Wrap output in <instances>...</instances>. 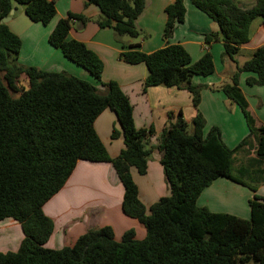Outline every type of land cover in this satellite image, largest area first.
I'll return each instance as SVG.
<instances>
[{"label":"trees","instance_id":"16d2710c","mask_svg":"<svg viewBox=\"0 0 264 264\" xmlns=\"http://www.w3.org/2000/svg\"><path fill=\"white\" fill-rule=\"evenodd\" d=\"M100 10L97 24L111 28L117 41L141 37L137 22L146 8L145 0H87ZM186 0H176L166 9L164 40L169 41L184 23ZM218 27L205 36V43L222 42L224 55L235 61L240 48L249 42L252 23L261 18L264 0L243 9L237 0H190ZM16 5L25 6L34 23L49 25L57 15L51 0H0V22ZM75 21L86 24L84 15L69 14L60 19L49 43L69 61L102 81L104 65L85 44L69 39ZM22 40L8 24L0 23V223L12 219L24 232L17 252H0V264H264V199L256 194L264 185V124L253 117L248 101L238 86L241 73H251L248 86L264 87V46L255 50L239 67L233 83L222 88L227 98L241 110L248 136L230 149L220 131L212 128L205 135L206 120L198 113L194 131L180 113L151 146L153 128L137 129L133 106L117 82L102 83L103 90L67 72H49L18 64ZM120 58L127 64H145L148 76L144 89L176 88L188 91L196 109L202 86L194 77L215 73L211 52L193 62L182 45H167L145 54L139 44H127ZM27 87L13 97L21 77ZM106 109L112 110L121 127L125 148L110 158L94 123ZM120 133L113 132L116 139ZM163 156L161 165L170 195L150 209L139 199L131 169L147 173L154 151ZM79 161L112 164L124 186L123 212L145 228L144 240L133 230L116 241L109 226L91 229L70 247H45L54 233V223L44 213L45 204L66 184ZM225 178L252 192L250 219L212 213L197 205L202 192L214 181Z\"/></svg>","mask_w":264,"mask_h":264},{"label":"crops","instance_id":"0c3cea01","mask_svg":"<svg viewBox=\"0 0 264 264\" xmlns=\"http://www.w3.org/2000/svg\"><path fill=\"white\" fill-rule=\"evenodd\" d=\"M51 1L56 4L57 15L47 26L30 21L26 16L25 6L16 5L8 23L9 28L21 38L22 46L25 45V39L27 41L31 38L34 50L43 54L36 65H28L21 52L18 63L49 72L65 71L90 83L88 77H91L96 82L91 84L101 91L102 83L117 82L131 101L136 128L154 129L155 134L150 144L154 147L158 145L159 138L169 123H174L180 113L190 134L194 131V118L201 113L206 120L204 134L207 135L212 128H217L230 149H235L248 136L249 129L240 108L227 98L222 88L232 84V77L237 69L250 59L255 50L264 46V25L261 18L252 23L249 42L240 48L235 61H232L224 55L222 42H213L210 45L205 43V36L217 32L218 27L190 0L185 1L184 23L176 27L168 42L163 37L167 22L166 9L176 0H145V11L137 22L138 29L142 32L141 37L135 40L125 38L122 42L115 39L113 29L98 26L100 10L96 5L89 4L87 0ZM255 3L256 0L236 1L243 9L250 8ZM69 14L84 15L89 19L86 24L75 21L69 39L82 42L102 61L104 71L101 82L77 64L80 71L70 69V64L65 63L71 61L65 57L61 56L62 61H67L62 62L61 66L53 64V58H58L61 51L50 45L49 37L57 22L67 18ZM127 44H139L140 50L145 54H152L167 45L179 44L186 49L193 62H197L207 51L211 52L215 73L207 78L194 77L192 80L194 85L203 87L198 109L194 107L193 97L188 91L166 87L144 89L148 76L146 65H130L120 58L123 47ZM252 76L251 73H241L238 86L248 101L253 117L258 123L264 124V87L248 86L246 81ZM94 127L110 158H117L125 145L116 114L106 109L96 119ZM114 131L120 133L116 139L112 138ZM162 156L159 150L154 149L145 175L131 169L139 199L148 214L154 204L170 195L161 165ZM256 194L264 199V185H258ZM253 196L254 192L250 189L220 178L202 192L197 205L212 213L229 214L248 220L251 216L249 200ZM123 198L124 186L112 164L79 161L64 187L44 206L45 215L54 223V233L45 247L52 250L70 247L89 230L106 226L113 229L116 241H121L122 236L130 230L134 231L137 240H144L147 235L146 228L138 220L124 214ZM24 237L18 222L12 219L1 222L0 252H17Z\"/></svg>","mask_w":264,"mask_h":264},{"label":"rangeland","instance_id":"374dc122","mask_svg":"<svg viewBox=\"0 0 264 264\" xmlns=\"http://www.w3.org/2000/svg\"><path fill=\"white\" fill-rule=\"evenodd\" d=\"M41 26H44V25L41 24ZM24 39H25V36H24ZM21 52H22V54L25 55L24 59L28 65H36L37 61L43 55L42 53L34 50L33 45L31 43V38H28L27 41L25 39V45L22 46L20 53ZM61 56L64 58V55H62V53L60 52V55H58V58L57 57L53 58V62H54L53 64H55L57 66H61L62 62H67V61H62ZM18 64L21 65L20 63H18ZM68 64H70V65H68ZM65 65L70 66V69H73V70H75V69L79 70V71L81 70L80 67H77V65L72 63V62L71 63H65ZM21 66H23V65H21ZM24 67H27V66H24ZM88 79L91 81V83H96L95 81H93V79L91 77H88ZM25 87H27V81H26L25 76H23V77H21V79L19 80V82L17 84V90L11 91L12 96L15 98L18 97L20 94V91Z\"/></svg>","mask_w":264,"mask_h":264},{"label":"water","instance_id":"95a60500","mask_svg":"<svg viewBox=\"0 0 264 264\" xmlns=\"http://www.w3.org/2000/svg\"><path fill=\"white\" fill-rule=\"evenodd\" d=\"M13 14H14V10L10 13L9 17L2 19L0 23L8 24L11 21Z\"/></svg>","mask_w":264,"mask_h":264}]
</instances>
